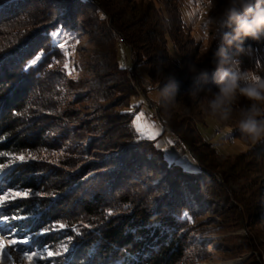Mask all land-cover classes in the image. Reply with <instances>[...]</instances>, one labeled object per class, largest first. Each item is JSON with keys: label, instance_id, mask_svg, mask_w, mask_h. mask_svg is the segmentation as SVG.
<instances>
[{"label": "trees", "instance_id": "1", "mask_svg": "<svg viewBox=\"0 0 264 264\" xmlns=\"http://www.w3.org/2000/svg\"><path fill=\"white\" fill-rule=\"evenodd\" d=\"M96 2L95 7L90 0H0V31L5 37L0 38V152L26 156L31 152L38 157L13 162L2 172L0 180L7 189L20 187L41 193L19 198L6 209L14 217H23L15 220L23 226L24 233L33 235L37 244L56 251L68 236L73 237L67 252L51 257V261L62 258L59 264H181L188 249L193 212L203 197L211 196L208 193L214 176L206 165L202 166L204 172L194 168L195 163L185 166L178 160L184 152L177 151L172 143L168 144L167 153L164 140L140 138L133 127L132 113L123 109L107 114L99 122V134L96 139L93 136L89 147L93 152L96 147L101 150L88 167L68 169L67 164L39 159L41 152L58 146L62 135L51 134L54 117L44 109L36 110L35 100L43 96V88L53 80L59 39L69 30L83 27L80 19L90 27L99 25L97 31L108 47L102 56L113 60L120 45L126 43L134 53L148 56L156 79L170 76L175 67L182 66L180 57L169 53L167 34L179 40L181 51L186 42H181L182 35L192 42L186 36V0ZM34 5L40 24L31 30L37 18L28 11ZM86 13L87 18H82ZM101 13L103 19H110L111 25L99 22ZM19 14L22 18L18 24L22 20L26 24L9 27ZM27 26L30 27L21 29ZM57 30L60 36L54 39L50 34ZM117 36L120 39L116 40ZM242 47L244 51L230 48L229 54L239 60L250 55L251 61L246 65L259 69L264 76V60L259 61V56H264V37H246ZM37 55H41V60L26 67ZM180 56L185 59L184 52ZM211 59H206V67L201 70H208L212 76L210 87L218 89ZM159 67L163 74L158 72ZM170 77L180 84L175 76ZM189 84L194 86L195 80L184 86ZM128 92H132V87ZM236 135L242 137L237 127ZM185 141L188 142L186 138ZM252 149V153L259 150L264 154V145L255 143ZM8 159L0 156V163ZM101 161L107 167L105 171L95 165ZM124 205L131 207L125 209ZM107 209L114 214L106 217ZM185 212L191 216L190 221L181 218ZM81 222L92 227L81 228L80 235L71 227L52 230L57 223Z\"/></svg>", "mask_w": 264, "mask_h": 264}, {"label": "rangeland", "instance_id": "2", "mask_svg": "<svg viewBox=\"0 0 264 264\" xmlns=\"http://www.w3.org/2000/svg\"><path fill=\"white\" fill-rule=\"evenodd\" d=\"M90 1L97 6L96 0ZM140 1L129 0L131 4H139ZM227 3L228 0H212V3H209V0H186L183 5L186 26L189 29L186 36L191 37L192 42L189 43L182 35L181 42L186 41L182 51L179 49V40H174L167 34L169 53L173 57H180L182 65L175 67L170 75L180 81L174 100L160 95V88L167 83L166 77L170 76L156 79L152 74L150 59L145 53L136 54L130 45L125 43L120 45L113 60L105 58L102 55L108 47L103 35L97 31L99 25L90 27L86 20L80 19V26L83 27L76 28L74 32L69 30V34L66 33L59 39L57 44L67 40L71 55L66 57L61 49L58 51L57 60L60 63L57 64V60L53 63V80L43 88V96L37 98L34 105L36 110L44 109L54 117L51 134L60 132L62 135L58 146L48 152H41L42 156L47 155L52 161L58 159L57 164H67L68 169L88 167L96 161L100 148L95 145L97 151L93 152L89 143L94 140L93 136L96 139L99 134V122L104 120L107 114L120 109L132 113L133 123L136 117L143 113L145 120L160 129L156 138L164 140L167 153L170 144L168 141H172L177 151L184 152L178 157L183 165L190 166L195 163L194 168H199L202 172L205 171L202 166L209 168V172L214 176L211 194L210 191L208 193L211 196H205V199L203 197V202H200L193 212L194 217L188 228V249L181 264H264V154L259 150L252 153L253 143L236 135L238 114L234 113L233 118L228 121H220L206 115L202 108L204 93L192 96L195 85L184 86V83L195 80L199 74L193 72L190 66L196 64L201 70L206 67V59L212 58V48L215 51L218 41L213 39V26L209 28L207 39L204 38L205 21L222 12ZM158 5L160 6L159 2ZM28 12L35 18L39 14L35 5L31 6ZM99 16V22L111 25L109 18L103 19L102 13ZM158 17L160 16H157L159 20ZM21 18L22 14H19L9 27L16 28L26 24L25 20L18 24ZM82 18L86 19L87 13ZM84 22L86 25H83ZM37 24H40L38 18L31 30ZM28 27L30 26L21 29ZM224 30L226 31V28ZM69 37L71 39H68ZM0 38H5L1 31ZM115 38L120 39L118 36ZM72 45H75L74 51ZM181 52H184L185 59L181 58ZM259 58V61L264 60L263 55ZM66 61L69 62V68L74 69L71 75L68 70L63 69ZM249 61L250 55L240 58L241 70H253L263 76L259 69L251 67L249 63L246 65L245 62ZM122 63L125 67H121ZM130 87L131 93L128 92ZM248 103L246 98H241L237 107ZM263 141H258L256 145H264ZM8 158L5 163L0 164L10 166L13 163L12 157ZM95 165H98L101 171L107 168L104 167L103 161ZM6 170L7 167L0 171V179L2 172ZM16 191L26 189L4 188L0 180V195ZM18 199L11 200L0 208V217L9 218L0 220V236L5 239L30 240L29 245H17L11 253L14 264H27L26 260L20 258L23 256L21 250L40 252L46 247L35 243L33 235L24 233L23 226H20L12 218L13 213L6 209L15 205ZM10 231L13 235H8ZM61 259L51 261L52 258L49 257L37 260L36 264H59ZM0 264L12 262L3 261Z\"/></svg>", "mask_w": 264, "mask_h": 264}, {"label": "clouds", "instance_id": "3", "mask_svg": "<svg viewBox=\"0 0 264 264\" xmlns=\"http://www.w3.org/2000/svg\"><path fill=\"white\" fill-rule=\"evenodd\" d=\"M212 3V0H209ZM214 6V5H213ZM210 26L218 41L211 64L215 68L218 91L210 87L212 76L208 70H199L196 64L190 69L198 72L192 96L202 97V108L206 115L220 121H228L238 114V128L242 137L255 144L264 139V76L253 70H241V62L229 54L230 48L244 51L242 42L246 37L260 40L264 37V0H228L218 15L205 21V39ZM228 28L231 31H225ZM158 72L163 74V68ZM167 83L160 88V95L174 100L178 85L173 77H166ZM241 98L249 103L238 106Z\"/></svg>", "mask_w": 264, "mask_h": 264}, {"label": "snow or ice", "instance_id": "4", "mask_svg": "<svg viewBox=\"0 0 264 264\" xmlns=\"http://www.w3.org/2000/svg\"><path fill=\"white\" fill-rule=\"evenodd\" d=\"M54 39L58 36H60V32L59 30L52 32L50 34ZM68 39H71V37H69ZM78 43V41H77ZM58 47L62 50L63 54L67 57L69 55H71V53L68 51V43L67 40H65L64 43H60L58 44ZM72 50H75V45H72ZM41 60V55H37L34 59H32L29 64L26 67H31L33 65H36L38 63V61ZM57 64L60 63V61H56ZM121 67H125V65L122 63ZM63 69L68 70V74L71 75L72 72L74 71V69H70L69 68V62L66 61L63 65ZM75 78V77H74ZM27 111V109H25V112ZM19 114V113H17ZM135 132L139 134L140 138H148V139H155L156 136H158L160 134V129L153 123H149L147 120H145L144 118V114L140 113L137 117L136 120L134 121V125H133ZM169 143H171L172 141H168ZM159 146V145H158ZM53 155H57L55 153H53ZM0 156H11L12 160L11 162H16V161H20V162H24L25 160L28 159H32L35 160L38 157L35 156L33 153L29 152L27 154V156H25L24 154H19V155H14L12 153H7V152H0ZM39 159H43V160H47L48 157L47 155L45 156H41L39 157ZM52 163H58V159L57 160H53L51 161ZM8 167V165H4V164H0V171H2L4 168ZM34 193H32L30 190H26V191H16V192H11V193H7L5 195H0V208L4 207L9 201L17 199V198H27L30 195H33ZM35 195H41V193H35ZM130 205H124V208H130ZM113 210L112 209H107L105 211V216H112ZM13 219H23V217H12ZM182 219H186V220H191V216H189V214L187 212L183 213V216L181 217ZM9 218L6 216L0 217V220H8ZM93 219H95V217H93ZM71 227L72 231L76 234V235H80L81 234V228H90L92 227L91 225H85L81 222L80 225H76V224H72V225H68L65 223H57L52 225V230H64ZM45 231H48V229H46ZM8 235H13V232H9ZM73 237L72 236H68L66 241H62L59 245V247L57 248L56 251H52L50 248H45L43 251L37 252V251H23V256L20 257L23 260L27 261V264H36L37 260H44V259H48L49 257H56V256H61L63 255L65 252L68 251L69 248V244L71 243ZM29 245L30 244V240L25 238V239H21V240H17V239H5L4 236H0V262L3 261H9L12 262V264H14V261H12V256L11 253H13L17 247V245Z\"/></svg>", "mask_w": 264, "mask_h": 264}]
</instances>
